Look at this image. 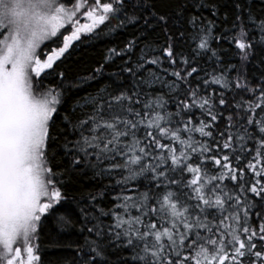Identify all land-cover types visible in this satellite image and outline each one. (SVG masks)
<instances>
[{
  "label": "snow or ice",
  "instance_id": "obj_1",
  "mask_svg": "<svg viewBox=\"0 0 264 264\" xmlns=\"http://www.w3.org/2000/svg\"><path fill=\"white\" fill-rule=\"evenodd\" d=\"M0 264H264V0H0Z\"/></svg>",
  "mask_w": 264,
  "mask_h": 264
},
{
  "label": "trees",
  "instance_id": "obj_2",
  "mask_svg": "<svg viewBox=\"0 0 264 264\" xmlns=\"http://www.w3.org/2000/svg\"><path fill=\"white\" fill-rule=\"evenodd\" d=\"M83 11V10H82ZM99 54V47L98 46H81V48L78 50V52L73 57V63H71L68 75L71 76L75 72L80 71L83 69L86 65H88L96 56ZM42 240L45 239V237L41 238ZM21 246L22 245H18Z\"/></svg>",
  "mask_w": 264,
  "mask_h": 264
},
{
  "label": "rangeland",
  "instance_id": "obj_3",
  "mask_svg": "<svg viewBox=\"0 0 264 264\" xmlns=\"http://www.w3.org/2000/svg\"><path fill=\"white\" fill-rule=\"evenodd\" d=\"M70 27V26H69ZM22 255L26 256V254L22 253Z\"/></svg>",
  "mask_w": 264,
  "mask_h": 264
},
{
  "label": "flooded vegetation",
  "instance_id": "obj_4",
  "mask_svg": "<svg viewBox=\"0 0 264 264\" xmlns=\"http://www.w3.org/2000/svg\"><path fill=\"white\" fill-rule=\"evenodd\" d=\"M82 20H83V18H82Z\"/></svg>",
  "mask_w": 264,
  "mask_h": 264
}]
</instances>
